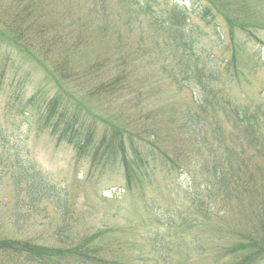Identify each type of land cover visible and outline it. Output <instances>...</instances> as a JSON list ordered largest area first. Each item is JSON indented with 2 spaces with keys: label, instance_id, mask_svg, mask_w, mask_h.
Returning a JSON list of instances; mask_svg holds the SVG:
<instances>
[{
  "label": "rangeland",
  "instance_id": "374dc122",
  "mask_svg": "<svg viewBox=\"0 0 264 264\" xmlns=\"http://www.w3.org/2000/svg\"><path fill=\"white\" fill-rule=\"evenodd\" d=\"M10 1L0 0V7H8ZM104 1L107 13L102 22H98L101 18L91 9L89 0H42V6L67 31L77 32L79 26L85 27L84 43L77 46V55L70 58L71 71L85 74L92 62L102 63L97 76L101 82H108L123 69L125 82L114 94L97 87L99 81L63 80L48 59L10 44L0 28V62L6 65H0V70L6 69L4 78L0 77V237L52 243V232L60 224L49 203L40 205L45 212L32 213L25 196L16 194L7 173L10 170L6 168L10 163L5 161L12 162L17 153L21 161L41 173L48 189H65L69 215L66 223L74 234L92 235L99 230H110L112 237L105 238L102 246L115 236L118 247H123L121 250L132 264H167L163 262L162 249L153 250L150 244L155 233L170 241L173 251L167 255L171 264H228L230 258L222 256L223 249L235 245V234H260V229H264V159L250 161L252 184L250 191L239 198L240 202L226 210L214 201L212 214L205 218L196 214L189 197L185 196V191L192 186L189 176L173 171L169 164L163 168L142 169L138 180L128 186L119 154L114 161L104 158L93 162L88 157H78L71 147L58 145L56 138L40 127L39 110L44 100L58 97L62 104H67L68 114L71 111L87 126H95L97 140L106 128L119 126L129 130L130 136L126 139L130 142L124 143L125 148L134 143L145 154L149 141L155 145L153 148L168 157H182V161L189 152L188 134L179 123L183 111L196 98V87L179 76L177 62L154 48L151 35L155 30L146 25L148 17L144 9L140 10L141 5L130 6L133 14L129 17L121 13L119 0ZM137 2L151 6L163 16L172 12V5H184L181 0ZM203 2V5L227 2L235 18L257 23L259 28L254 33L257 40L247 42L238 57V44L246 38L245 34L235 31L232 40L227 38L228 28L222 27L226 45L222 50L217 47L219 41L211 26L191 13L185 19V26L193 31L192 35L201 45L213 47L219 56L229 58V45L234 44L244 78L238 85L231 82L226 91L239 104L260 103L264 91V0ZM213 19L221 20L220 17ZM117 53L126 58L119 69L114 65ZM250 56L252 59L248 60ZM138 133L148 140L143 142L135 137ZM127 155L133 157L130 148ZM157 165L160 164L157 162ZM211 201L208 197L207 202ZM186 209L185 220L180 217L176 220ZM44 215L47 218L42 220ZM166 216L171 217L175 228L153 223L154 219L159 221ZM103 258L108 259L109 254L103 253Z\"/></svg>",
  "mask_w": 264,
  "mask_h": 264
},
{
  "label": "trees",
  "instance_id": "16d2710c",
  "mask_svg": "<svg viewBox=\"0 0 264 264\" xmlns=\"http://www.w3.org/2000/svg\"><path fill=\"white\" fill-rule=\"evenodd\" d=\"M89 1L91 9L101 18L98 22L104 21L107 13L105 1ZM137 1L119 0L118 5L123 10L121 13L130 17L133 14L130 6L141 5L140 10L144 9V15L148 17L146 25L152 31L155 30L151 35L154 48L159 52L164 51L172 62H177L175 66L179 76L197 89L193 104L183 111L182 121L179 123L189 137L190 148L184 161L182 157H168L165 152L153 148L155 145H150L149 141L146 143L148 150L145 154L141 152V147L129 143L128 148L133 157L128 156V148L124 144L130 142L126 139L130 136L127 128H106L97 140L95 126H87L71 111L68 114L67 104H62L58 97L44 100L43 107L39 110L40 127L56 138L58 145L66 144L71 147L78 157H88L93 162L104 158H112L114 161L119 154L128 186L138 180V173L142 169L163 168L169 164L168 167L173 171L178 170L188 175L192 181L185 196L189 197L191 207L196 208H193L196 214L208 218L212 214L211 206H214V201L230 210L233 203L237 205L239 198L250 191L253 179V173L249 169L250 161L255 158L264 159V91L260 103L239 104L233 101L226 89L231 82L235 81V85H238L244 78V68L238 63L234 44L229 45V58L219 56L213 47L204 48L201 45L200 40L192 35L193 31L185 26V19L191 13L206 26H211L219 41L217 47L222 50L226 49L222 27L228 28L230 35H226L232 40L235 39V31L245 34L246 38L238 44V57L242 53V47L257 40L254 33L259 27L252 21L235 18V12L227 2H207V5H203V0H181L184 5H172V12L163 16L153 11L151 6ZM218 17L221 20L213 19ZM0 28L10 44L48 59L55 73L65 81H99L97 87L108 94H114L125 82L124 71L119 69L126 59L122 53H117L114 61L120 71L118 75L110 77L108 82H101L97 76L103 68L102 63L92 62L82 76L71 71L70 58L77 55V46L84 43L82 36L85 27L79 26L77 32L67 31L52 19L51 14L42 6V0H11L8 7H0ZM251 59L252 56L248 58ZM0 65L6 66L3 62ZM3 68L0 70L1 78H4L6 72ZM176 76H173L175 80ZM141 135L138 133L135 137L146 142L148 139H142ZM134 141L137 140L134 138ZM5 162L10 163L6 168L10 170L7 173L16 194L25 196L32 213L39 210L45 212L40 205L47 202L58 216L60 224L52 232V243L47 240L37 242L29 238L0 237V264H132L123 253L124 250H121L123 247H118L115 236L102 246L105 238L112 237L108 233L110 230H99L92 235L72 232V227L66 223L69 215L65 189H48L41 173L21 161L17 153L12 157V162L9 159ZM208 197L213 201L207 202ZM186 211L187 209L182 215H177L176 220L179 217L185 220ZM28 218L29 215L26 216ZM46 218L44 215L41 219ZM156 220L154 219V224L165 228L176 227L169 216ZM15 223L19 225L17 219ZM260 232L235 234V245L223 249L222 256L230 258L228 264H264V229L261 228ZM150 242L153 250L158 247L165 253L163 262L171 264L167 255L173 251L170 241L155 233ZM113 246L115 247L112 248ZM105 252L109 254L108 259L103 258ZM160 260L159 256V262Z\"/></svg>",
  "mask_w": 264,
  "mask_h": 264
}]
</instances>
